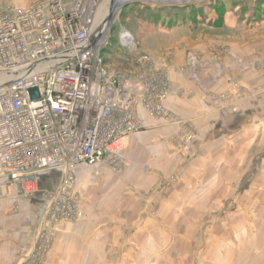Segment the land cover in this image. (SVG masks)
<instances>
[{
    "label": "built area",
    "instance_id": "obj_1",
    "mask_svg": "<svg viewBox=\"0 0 264 264\" xmlns=\"http://www.w3.org/2000/svg\"><path fill=\"white\" fill-rule=\"evenodd\" d=\"M101 1L37 0L20 7L0 0V190L30 200L44 175L60 174L57 188L45 193L35 247L21 250L26 264H46L58 228L84 218L78 168L97 175L103 166L121 169L126 139L143 125L141 104L153 117H169L167 76L148 57L139 60L141 75L106 64L109 22L98 23ZM121 40L133 45L127 33ZM193 143L186 134L177 148L188 158Z\"/></svg>",
    "mask_w": 264,
    "mask_h": 264
},
{
    "label": "crops",
    "instance_id": "obj_2",
    "mask_svg": "<svg viewBox=\"0 0 264 264\" xmlns=\"http://www.w3.org/2000/svg\"><path fill=\"white\" fill-rule=\"evenodd\" d=\"M237 26L236 22L234 27ZM169 29L168 26L152 27L150 34L158 31V41L162 36L171 38L177 35V30ZM182 29L179 28L183 33L185 30ZM138 36L136 32L134 39ZM168 39L163 50L158 44V49L151 52L155 54L154 67L166 72L170 79L172 95L166 103L178 121L166 124L164 120L142 113L145 128L127 137L123 151L126 166L120 172L103 166L96 176L94 169L87 166L78 168L76 193L82 200L84 218L58 228L46 264H124L127 260L136 261L142 257V243L147 244V236L153 240L157 228L165 229L163 223L168 229H174L175 222L168 217L178 205H174V197L190 194L193 191L190 188L199 179L208 178L210 169L214 171L221 164V157L240 151L233 167L229 161L223 168L217 169L220 181L241 180L244 175L247 178L249 172H245V168L253 164V143L237 146L232 134L240 136L246 133L247 137L256 120L264 121V108H255L254 99H250L239 114L224 110L207 93H220L232 87L236 77L235 61L226 60L223 54L217 52L211 54L206 48L201 50L199 47L197 51L194 48L195 52L203 51L206 56L198 64V70L193 71L187 68L185 49L181 47L173 54L171 49L175 44ZM184 39L188 40V37L183 38L182 43L177 41V46L184 44ZM258 77L250 70L245 73L246 83L243 86L249 87L248 81L258 84ZM255 101L261 102L259 99ZM262 127L261 131L264 130V122ZM186 134L196 137L190 163L183 167L187 160L179 158L177 139ZM244 158L245 167L242 166ZM173 176L183 182L182 185L187 188L185 192L174 194L170 185ZM59 181V173L44 175L40 192L30 200L18 198L16 192L0 190V264L25 262L20 255L21 249H33L43 229L47 207L45 191L49 188L55 190ZM147 193L153 194L146 201L143 196ZM152 212H159L162 221L147 218Z\"/></svg>",
    "mask_w": 264,
    "mask_h": 264
},
{
    "label": "rangeland",
    "instance_id": "obj_3",
    "mask_svg": "<svg viewBox=\"0 0 264 264\" xmlns=\"http://www.w3.org/2000/svg\"><path fill=\"white\" fill-rule=\"evenodd\" d=\"M11 1L17 6L25 7L37 0ZM112 1H101L98 16V23L109 22L108 45L103 56L111 70L122 74H140V58L146 56L152 64H156L155 54L151 51L157 50L159 45L163 50L165 40L169 38L175 44L171 52L174 54L183 47L181 49H185L187 54V68L193 71L198 70V64L206 56L203 51L195 52L199 47L201 50L208 49L211 54H223L226 60L235 61V82L227 91H209L208 97L213 102L236 114L242 112L243 105H248L250 99H254L255 108H264V83H261L264 81V0H173V3H167L166 0H114L118 5L114 12ZM236 22L237 28L234 27ZM157 26L177 30V35L171 38L162 36L159 42L158 31L150 34V29ZM179 28H184L182 30L185 31L182 33ZM136 32L139 36L134 39ZM126 33L132 38L133 45L122 43V35ZM186 36L188 40L184 39V44L177 46L176 42L182 43ZM154 69L166 74L161 69ZM250 70L259 75V83L248 81L249 87L245 88V73ZM166 76L169 95L163 106L169 111V117L157 119L172 124L178 120L167 107L166 102L171 97L172 90L170 79L167 74ZM256 99L261 102L255 101ZM142 113L156 118L151 116L143 104L137 108L141 119ZM263 122L255 121L248 138L246 133L240 136L232 134L237 146L253 143V164L246 166L245 158L242 162V166H246L245 172H249L247 178L244 175L241 180L220 181L217 169L223 168L229 161L233 167L240 151L232 152L229 157H221V164L214 171L210 169L208 178L199 179L190 188L193 191H188L190 194L175 195L174 205H178L174 207V213L168 215L175 222L174 229H168L163 223L165 229H155L156 237L150 240V236H147V244L142 243V257L136 261L127 260L124 264H264ZM144 128L143 122L135 134ZM192 136L196 137L194 134ZM177 151L182 161L187 160L183 163V167H187L191 155L186 158L178 148ZM125 166L124 160L118 172ZM95 175L97 176L96 172ZM170 182L174 194L187 189L177 176H173ZM53 190L49 188L45 192ZM151 194L153 193H147L143 199L147 201ZM159 214L152 212L147 218L159 222ZM147 256L157 259L149 260Z\"/></svg>",
    "mask_w": 264,
    "mask_h": 264
},
{
    "label": "water",
    "instance_id": "obj_4",
    "mask_svg": "<svg viewBox=\"0 0 264 264\" xmlns=\"http://www.w3.org/2000/svg\"><path fill=\"white\" fill-rule=\"evenodd\" d=\"M111 5L113 6V12H114L117 9L118 5L115 4L114 0L112 1ZM32 95L34 99H37L38 98L37 90H32Z\"/></svg>",
    "mask_w": 264,
    "mask_h": 264
}]
</instances>
